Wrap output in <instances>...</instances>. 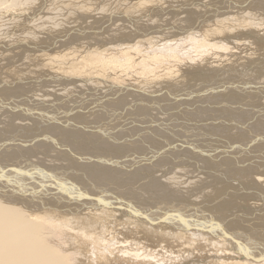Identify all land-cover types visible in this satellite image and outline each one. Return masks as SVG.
Here are the masks:
<instances>
[{"label":"bare ground","instance_id":"1","mask_svg":"<svg viewBox=\"0 0 264 264\" xmlns=\"http://www.w3.org/2000/svg\"><path fill=\"white\" fill-rule=\"evenodd\" d=\"M140 1L95 0L88 12L83 0H0V71L11 63L27 64L33 50L96 41L146 44L182 32L173 20L178 15L148 4L142 12L147 2ZM215 1L228 9L232 0ZM240 4L243 12L246 4ZM249 11L244 13L252 16ZM8 51L13 55L5 63L2 56ZM222 75L213 74L230 82L217 87L191 81L135 88L101 79L90 85L81 78L59 79V86L50 80L0 79V264H91L90 259L109 264L116 254L127 261L129 246L116 242V231L122 239H138L134 258H163L165 264H264V149H256L264 136L252 131L255 126L264 132V74L244 80ZM70 85L88 95L77 100L66 90ZM131 124L150 135L153 141L146 137L142 145L150 144L151 150H130L132 142L122 149L125 134L116 131ZM243 133L250 136L246 143L240 139ZM220 137L227 142L220 143ZM255 153L263 159L253 169L235 156ZM229 171L236 177L226 178ZM209 176L216 178L210 180L214 184L195 186ZM216 187L222 196L211 190ZM147 242L152 245L145 248ZM89 246L83 249L93 256L87 252L80 262L77 251Z\"/></svg>","mask_w":264,"mask_h":264},{"label":"rangeland","instance_id":"2","mask_svg":"<svg viewBox=\"0 0 264 264\" xmlns=\"http://www.w3.org/2000/svg\"><path fill=\"white\" fill-rule=\"evenodd\" d=\"M83 1H84L85 9L88 10L90 8V3L92 1H95V0H83ZM145 1L147 3H145V4L142 3V8H141L142 10L140 9L142 12L147 10V7L145 6L146 4H148L147 5L148 7H153V8L154 7H156V8L160 7L161 9H165V10L169 9L168 10L169 13L171 11V12H173V14L178 15L176 17H179V16L182 17L181 18L182 20L180 19L181 21L179 19H177L176 17H173V20L175 19V21H178V26L179 27L183 26L182 28H184L183 30H185V31L182 30V32L180 34H176L172 38L164 35L162 37H168V38L161 39V40H159V39L153 40L152 39L149 42L147 41L148 43H146V44L144 42L139 43V44H135L134 41H131V42H133V44L132 43H123L121 46L120 44L117 45L118 42H115V44H113V45L112 44L106 45L100 41H96L94 44L93 43L92 44L76 43V45H73L71 47H66V46L61 47L60 46L59 48L50 49V50L46 49L45 51L40 50L38 52H34V50H33L31 53L32 54L31 57L32 56L33 57L31 59H29L27 64H23L25 62L21 61L20 63H16V62L11 63L10 66H4V68L2 69L3 71L1 70L3 72V74L0 71V75H1L0 79H4L5 81H9V82L14 81L15 79L16 80H26V82H28L29 80L30 81L35 80L38 82H43V80H46L45 82H47L50 80L51 83L55 86L60 85L61 82H59V79H60V81L62 79H64L65 81L70 80V82L77 81V80L81 81L79 78L86 79L87 81H84V83H89V82L93 83V82H97L98 79H101L102 81H104L106 83L109 82V83L117 84L120 86L128 85L130 87H135V88H140V87H144V86H151V87L156 88L157 85H158V87L159 86H172V85H180L182 83H188V81H191L192 83L201 84L202 86L217 87V84H218V86L219 85L224 86L223 84L227 85L230 81L226 77H224V78L219 77V78H221V80H219V82L216 83V80L219 78H215L213 76V74L219 73L222 75V74L226 73L230 77L237 75V77L241 76V77H239L240 79H243L242 77H245V76H247L248 78L250 76L251 77H259L261 74H264V0H258L260 2H257L256 0H255L256 2L252 1V0L249 2H247L246 0H242V4H246L244 6L245 9H246V7H248L247 11L244 9L243 12H242L243 7H240L241 8L240 10L237 8L238 4H240L239 3L240 0L239 1L232 0L230 3H228V5H229L228 9H226L227 6H225L224 3L216 2L215 0H170V2H169V0H141L140 3L145 2ZM156 1H158V2H156ZM123 2H125V1H123ZM123 2H122V4H123ZM136 2H138V0H133L132 3L137 4ZM140 3L137 6L135 5V7L137 8L139 5H141ZM242 4H240V5H242ZM143 5H144V7H143ZM252 5L255 7H253ZM251 8H252V10L257 11L256 14L258 16H255L256 15L254 13L255 11L254 12L249 11ZM77 9L80 12L78 4H77ZM217 10L222 11V12L220 14H216L218 16H212V13L214 11H217ZM89 11L90 10H88V12ZM94 11H95V9H93L91 11V13ZM248 11H249V15H252L253 17L246 15V14H248V13H246ZM227 12H229V13H227ZM238 16L239 17L241 16V17L239 18ZM256 17H258L260 21H258L256 19ZM195 20H196V23H195ZM206 20H207V23H205ZM165 21H167V20H165ZM237 22H238V24H237ZM244 22H245V24H244ZM225 24H227V25H225ZM232 25H234L235 28H234V26L232 27ZM230 26H231V28H230ZM201 27H202V30L204 32L201 30ZM203 27H204V29H203ZM221 27H223V29ZM232 28L234 30L237 29V33ZM238 30H240V31L238 32ZM205 31L207 32L206 34H205ZM212 33H214V34H212ZM211 36H213V37H211ZM215 37H217V39ZM156 40H158V41H156ZM177 41H179L180 44ZM173 43H174V46H173ZM198 43H201V44H198ZM211 43L212 44L216 43V45L212 46ZM152 44H153V46H152ZM217 44H219V45L217 46ZM220 44H222V45H220ZM161 46H162V48H161ZM204 46H206V48ZM207 47H211V48H207ZM12 49L14 52H16L18 54H21V52H22L19 49V46H16V47L13 46ZM9 51L5 52V54L2 56V61L4 60V62L6 61V62L10 63V61H9L10 60L9 58H11L10 54L13 55V53H10ZM21 58L22 59L25 58V55L24 54L21 55ZM216 58H217V60H216ZM257 59H258V61H257ZM241 65L244 68L241 69L240 68V67H242ZM223 66H224V68H223ZM226 66L229 68L227 69ZM254 69H256V70H254ZM251 70H252V73H251ZM257 70L258 71L260 70V71L258 72ZM163 74H165V75H163ZM166 77L170 78V79H167ZM54 79H55V81H54ZM155 80H156V82H155ZM180 80H181V83L179 82ZM45 82H43V83H45ZM172 82H174V84ZM175 82H176V84H175ZM90 83H89V85H90ZM151 84H153V85H151ZM73 87H76V86L70 85L69 89H66V90L69 94H70V92H71V94L75 93L74 94L75 96L73 95L74 97L79 98V97H83V96L86 97L88 95V94H86L85 91L80 92L83 88L80 89V87L77 86L76 89L75 88L73 89ZM70 88H72V89H70ZM78 91L80 93V96L77 95V94H79ZM81 93H83L82 96H81ZM84 93L86 94V96ZM74 97L72 99H75ZM78 98H77V100H78ZM228 99L229 98L222 99L221 102H225ZM123 123L125 124V122H123ZM138 126H137V124H131V126L126 128V131L125 130H120V131L117 130L116 131V133L120 134L121 136H123L125 134L124 135L125 141L128 139V141H126V142L124 140L120 141V144L122 143V141H124V143H125L124 144L125 146L122 147L123 150L125 149L124 147H126L125 151L127 150V148L129 147L127 145H130V148H131L133 146L132 144H134L135 147L133 146L132 149L129 148L130 150H133V149L138 150V147H142V146L144 147V145H142V144H144L143 141L146 142V137L148 139H150L147 141H151V140L153 141V139L148 137L150 135L147 136L146 131H144V133H143V131L141 129H138ZM130 127H133V128H130ZM129 128L131 130L134 129L136 131L134 132V130H133V132H131V130H129ZM152 128H154V127H152ZM253 128H252L253 130L251 129L253 132L258 133L261 136H264L263 131L261 132L255 126ZM123 131H125V132H123ZM128 131L130 132V135H129ZM126 134H127V136H129L128 138H127ZM135 134L136 135L138 134V136L134 137ZM140 134H142L141 135L142 137L139 136ZM244 135L247 137H245ZM249 137L250 136H248L246 133L245 134L243 133L240 135V139H241L242 143L248 142L247 139L249 140L250 139ZM119 138H121V137H119ZM141 138L142 139L144 138V139L141 140ZM167 138H169V137H165V139L168 140V142H169L170 140ZM217 139L220 140V143L221 142H227L225 138L220 137ZM221 139L224 141H222ZM262 139H264V138H262ZM138 140H139V143H138ZM107 141H110V140H106V143H107ZM160 141L161 140L158 139V142H160ZM131 142H132V144H131ZM158 142L154 141V143L153 144L151 143V144H152V146L156 147V145L159 144ZM82 143H84L85 145L87 144L86 141H83ZM156 143H158V144H156ZM162 143L163 142L161 141L160 144H162ZM98 145H96V146H98ZM119 145H117V146H119ZM147 145H148L147 148L144 147V149H143V150H145L144 152L151 150L150 144H147ZM263 146H264V143H261V146H259L260 148L257 147L256 149H264ZM135 148H137V149H135ZM175 151L180 152V151H178V149H175ZM122 152H124V151H122ZM262 152H264V151H262ZM260 154H257V156H256V153H255V155L248 156V157H247V155L243 156V154H237L235 156L237 159L245 160V165H247L249 163L246 166L247 168L253 169V168L259 166L258 164L262 163V161H260L259 159H263V156ZM168 155L169 154L166 152L164 154V157L166 158V157H168ZM245 156H246V158H245ZM238 157H241V158H238ZM255 161H257V162H255ZM252 165L255 167H253ZM225 166L229 167L228 165H225ZM243 168H245V166H243ZM27 173H31V171L26 172L25 175H27ZM232 173H233L232 171H229V173L224 172V174H226V178L227 177L235 178L236 175L234 173L233 174ZM38 175H40V174H33L34 177H38ZM209 177L211 179H209L208 177H205V178L202 177L203 178L202 180L207 179L208 181L207 180L206 181L201 180V181H199V183H201V184L197 183V181L195 180L196 184L198 185L197 186L195 184V186L197 188H201V189L207 188L208 187L206 185L207 182L210 184V182H211L210 180H213L215 178V177H211V176H209ZM191 180H192L191 182L193 184L195 181H194V179H191ZM20 182L21 181H19V180L17 181V183H20ZM189 183L190 182H188L187 184H189ZM212 183L213 182H211L210 185H212ZM192 184L190 183L189 186ZM204 185H206V187L202 188ZM218 188L220 189V187H218ZM215 189H217V187L214 189H211V190L214 191ZM215 191H214V193L218 194V189ZM218 195L222 196L223 194L220 193ZM231 197H233V196L232 195L231 196L226 195L224 199H228ZM161 224L165 225L163 222H160V225ZM167 228H170V227H167ZM117 232L118 231H116L114 233L116 235L117 240H118L116 242L119 244H122V242L124 241V243L122 244L121 247H124L123 245H125V243H126V246H129L128 247L129 249H126V251L124 253L130 252L129 253L130 256L127 258L128 259L127 261L126 260L124 261L121 258L115 257V256L120 257V254H116L113 257V259H111L109 264H163V263L165 264L164 260H161L163 258H161V259L157 258L156 261H155V259L151 260V258H149V257L146 259L144 258L145 260L140 258V257L134 258L135 256L133 257L132 251H134L133 249H137L134 247V244H138V242H139L138 239H136L137 241L132 240L130 237L129 238L125 237L126 239H122V237H121L122 235L118 234ZM150 245H152V243L147 242V243H145L144 246L146 248ZM90 247L91 246L82 247L81 249H83V248L89 249ZM85 249H83L82 251L80 250L81 252L77 251L78 255H76V256H79V257H77L78 260H80V258H81L80 262L81 261L85 262L86 258H88L87 256H89V255L93 256V254H91V252H88L91 250L86 251ZM87 252L89 255H87ZM80 255H82L83 257L82 256L80 257ZM219 255H217V256L220 259L222 258L221 260L224 261L223 258L225 255H223V256L222 255L219 256ZM83 258H85V259H83ZM138 261L141 263H139ZM165 261H166V259H165ZM234 261H236V260H229L228 262L229 263L231 262V264H233V263H235ZM85 263H83V264H85ZM90 263L91 264H97L95 259H90ZM181 263L182 264L183 263L184 264H186V263L187 264L188 263L189 264H197V262H195V261L194 262H190V261L179 262V264H181ZM106 264H108V263H106Z\"/></svg>","mask_w":264,"mask_h":264}]
</instances>
